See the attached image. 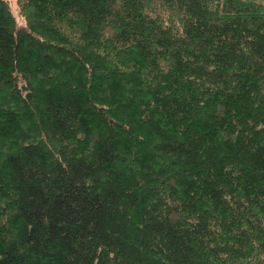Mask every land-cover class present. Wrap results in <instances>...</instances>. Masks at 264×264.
Wrapping results in <instances>:
<instances>
[{"label":"trees","instance_id":"16d2710c","mask_svg":"<svg viewBox=\"0 0 264 264\" xmlns=\"http://www.w3.org/2000/svg\"><path fill=\"white\" fill-rule=\"evenodd\" d=\"M0 0V264H264V0Z\"/></svg>","mask_w":264,"mask_h":264},{"label":"rangeland","instance_id":"374dc122","mask_svg":"<svg viewBox=\"0 0 264 264\" xmlns=\"http://www.w3.org/2000/svg\"><path fill=\"white\" fill-rule=\"evenodd\" d=\"M8 5V10L10 14L12 15L14 22L16 23V26L22 27L24 26V21L19 14V10L16 4V0H5Z\"/></svg>","mask_w":264,"mask_h":264}]
</instances>
